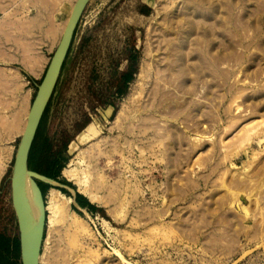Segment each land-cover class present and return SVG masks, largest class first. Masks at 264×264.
<instances>
[{
	"label": "rangeland",
	"instance_id": "obj_1",
	"mask_svg": "<svg viewBox=\"0 0 264 264\" xmlns=\"http://www.w3.org/2000/svg\"><path fill=\"white\" fill-rule=\"evenodd\" d=\"M76 1L0 0V264H22L15 157ZM143 1L81 17L30 158L76 187L47 190L40 264H264V0H145L138 28Z\"/></svg>",
	"mask_w": 264,
	"mask_h": 264
},
{
	"label": "water",
	"instance_id": "obj_2",
	"mask_svg": "<svg viewBox=\"0 0 264 264\" xmlns=\"http://www.w3.org/2000/svg\"><path fill=\"white\" fill-rule=\"evenodd\" d=\"M90 1L91 0H77L74 5L73 11L59 45L54 53V56L48 66L41 84L38 86L36 97L28 115L27 125L16 153L13 174L11 178V187L13 207L20 232L22 264H39L47 222L45 198L38 185L39 183L36 182L41 197L42 216L38 228L34 227L33 217L27 202V197L25 195L26 175L29 173L33 175L35 181H40L53 188H61L66 189L67 191H72L70 186L61 184L60 182L56 181L55 178H49L38 172L30 170L29 158L43 116L52 98L64 63L73 44L75 33L80 23L81 17ZM58 168L59 166H56L53 171L56 172ZM38 176L47 178L50 180V182L39 179ZM76 198L77 195L74 192L72 194L73 205L79 209Z\"/></svg>",
	"mask_w": 264,
	"mask_h": 264
},
{
	"label": "trees",
	"instance_id": "obj_3",
	"mask_svg": "<svg viewBox=\"0 0 264 264\" xmlns=\"http://www.w3.org/2000/svg\"><path fill=\"white\" fill-rule=\"evenodd\" d=\"M136 75V72L134 73L132 70L131 71H128L125 76L122 78V86L118 89V91L120 92L121 95H124L126 93V91L129 90V85L131 84V81L133 80V77H135ZM112 107V106H111ZM113 109L115 110V108L113 107ZM37 138V137H36ZM35 143H36V140L34 142V145L32 147V150H31V154H30V158L33 154V151H34V148H35ZM60 155H61V152H60ZM30 158H29V169L31 170V167H30ZM63 168H61L58 172H57V175L55 176H50V175H47V174H43V173H40L44 176H47L49 178H55L56 181L64 184V185H67V186H70L72 189L76 190V187L74 186V184H72L71 182H69L68 180L66 179H62L61 178V172H62ZM42 193H43V196L44 198L46 197V193H47V190L51 187L47 184H44V183H39L38 184ZM53 188V187H52ZM59 190L62 194H64L65 196H68L70 199H72V196L69 192L65 191V190H61V189H57ZM76 195H77V203L79 205V209L75 208L74 206V210L80 214H82V209L84 210H87V212L92 215L93 217H95L96 215H101L103 214L104 215V209L103 208H100L98 207L97 205L95 204H92L91 201L86 197L84 196L83 194L79 193L78 191H76ZM44 239H45V236H44Z\"/></svg>",
	"mask_w": 264,
	"mask_h": 264
},
{
	"label": "bare ground",
	"instance_id": "obj_4",
	"mask_svg": "<svg viewBox=\"0 0 264 264\" xmlns=\"http://www.w3.org/2000/svg\"><path fill=\"white\" fill-rule=\"evenodd\" d=\"M26 125H27V122H26ZM26 125H25V128H26ZM25 128H24V131H25ZM38 178L44 181L50 182V180H48L47 178L40 177V176H38ZM25 195L27 197V202L31 210V215L33 217L34 227L38 228L40 220H41V216H42V203H41V197H40V193L37 188V185H36L35 178L33 177V175L29 173L26 175V178H25ZM39 264H40V261H39Z\"/></svg>",
	"mask_w": 264,
	"mask_h": 264
},
{
	"label": "crops",
	"instance_id": "obj_5",
	"mask_svg": "<svg viewBox=\"0 0 264 264\" xmlns=\"http://www.w3.org/2000/svg\"><path fill=\"white\" fill-rule=\"evenodd\" d=\"M142 5H143V7L141 6V8H140V10L138 12L132 13L129 16V19H128V21L131 24H133L135 27H138V28H143L145 26V24H141V23H146V17H145L146 13L144 12V9H145L144 6L145 5L146 6L147 5L150 6L149 2L148 1H145V0L142 2ZM82 210L87 212V210H84V209H82Z\"/></svg>",
	"mask_w": 264,
	"mask_h": 264
}]
</instances>
